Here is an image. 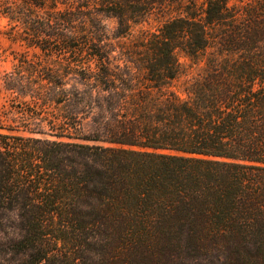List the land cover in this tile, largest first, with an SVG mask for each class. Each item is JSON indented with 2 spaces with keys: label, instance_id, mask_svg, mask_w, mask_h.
Returning a JSON list of instances; mask_svg holds the SVG:
<instances>
[{
  "label": "trees",
  "instance_id": "trees-1",
  "mask_svg": "<svg viewBox=\"0 0 264 264\" xmlns=\"http://www.w3.org/2000/svg\"><path fill=\"white\" fill-rule=\"evenodd\" d=\"M0 17V264H264V0Z\"/></svg>",
  "mask_w": 264,
  "mask_h": 264
},
{
  "label": "rangeland",
  "instance_id": "rangeland-1",
  "mask_svg": "<svg viewBox=\"0 0 264 264\" xmlns=\"http://www.w3.org/2000/svg\"><path fill=\"white\" fill-rule=\"evenodd\" d=\"M160 23V20H152L150 21L149 24H144V28L148 29H154L157 27ZM6 25V19L0 17V103H3L6 99V93L4 92L2 88V83H1V76L4 71L10 70L12 66V54L11 50L16 48V46H12L8 40L4 38V36L1 34V31L5 29ZM179 60L185 64L186 60L185 58L181 55L178 54ZM192 76V73L189 71L187 75H183L178 81L175 82V86L177 89H181L182 84L186 79H189Z\"/></svg>",
  "mask_w": 264,
  "mask_h": 264
}]
</instances>
